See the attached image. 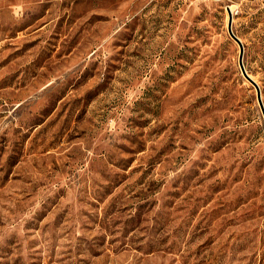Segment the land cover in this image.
Instances as JSON below:
<instances>
[{
  "label": "rangeland",
  "instance_id": "rangeland-1",
  "mask_svg": "<svg viewBox=\"0 0 264 264\" xmlns=\"http://www.w3.org/2000/svg\"><path fill=\"white\" fill-rule=\"evenodd\" d=\"M264 0H0V264H264Z\"/></svg>",
  "mask_w": 264,
  "mask_h": 264
},
{
  "label": "water",
  "instance_id": "water-1",
  "mask_svg": "<svg viewBox=\"0 0 264 264\" xmlns=\"http://www.w3.org/2000/svg\"><path fill=\"white\" fill-rule=\"evenodd\" d=\"M229 11V23H228V30L230 35L233 37V39L239 44L240 46V58H239V62H240V66L242 69V72L244 74V76L246 77V79L255 87L256 92H257V99L259 102V105L261 107L262 113H263V117H264V102L262 99V92H261V88L259 86V84L248 74V72L246 71V68L244 66V62H243V58H244V45L241 41V39L235 35L234 31H233V13L232 10L230 8H228Z\"/></svg>",
  "mask_w": 264,
  "mask_h": 264
},
{
  "label": "bare ground",
  "instance_id": "bare-ground-1",
  "mask_svg": "<svg viewBox=\"0 0 264 264\" xmlns=\"http://www.w3.org/2000/svg\"><path fill=\"white\" fill-rule=\"evenodd\" d=\"M230 9H231L232 11L234 10L232 6L230 7Z\"/></svg>",
  "mask_w": 264,
  "mask_h": 264
}]
</instances>
